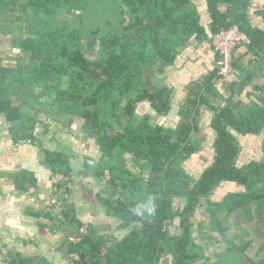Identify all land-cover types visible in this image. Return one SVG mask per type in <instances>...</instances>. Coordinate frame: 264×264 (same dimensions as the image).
Returning <instances> with one entry per match:
<instances>
[{"label":"trees","instance_id":"obj_1","mask_svg":"<svg viewBox=\"0 0 264 264\" xmlns=\"http://www.w3.org/2000/svg\"><path fill=\"white\" fill-rule=\"evenodd\" d=\"M103 2L115 12L107 24L89 27L88 16H76L101 13ZM201 2L0 0V42L8 39L10 49L19 51L11 56L0 47V116L13 144L38 147L42 165L57 179L55 194L67 204L61 210L55 203L44 212L29 213L46 219L39 222L40 229L60 235L58 251L73 264H217L209 246L194 236L193 218L206 201L207 231L219 235L228 253L264 264V157L239 166L242 147L235 136H264V98L261 105L245 106L234 103V95L222 96L220 66L187 85L176 128L138 116L144 104L159 115L169 114L175 91L159 83L158 75L193 45L206 42L216 52V36L236 26L251 39L246 46L264 55V30L251 24L252 0ZM203 7L212 21L209 29L202 24ZM233 67L240 68L235 62ZM203 106L214 112V157L193 178L184 165L204 149L199 127ZM77 121H83L85 136L101 153L97 161H84L87 173L103 187L90 210L102 207L116 219L117 229L127 231L120 240L107 234L110 224L83 221L70 199L73 155L66 147L45 148L38 136L39 125L70 130ZM6 175L20 193L31 194L38 187L31 171ZM224 184L236 191L211 201ZM148 199L154 214L137 215L133 209ZM255 244L258 256L253 257ZM2 257L3 264H51L46 257L11 248Z\"/></svg>","mask_w":264,"mask_h":264},{"label":"rangeland","instance_id":"obj_2","mask_svg":"<svg viewBox=\"0 0 264 264\" xmlns=\"http://www.w3.org/2000/svg\"><path fill=\"white\" fill-rule=\"evenodd\" d=\"M95 5L96 3L91 7H94ZM99 6H101V9L99 10L101 11V13L99 14L91 11L89 15L78 13V15L76 16H80V18L84 17V19L86 18V16H88L87 18L89 27H97L100 24H107L108 22L112 21L113 16H115V12L109 8V5L103 2L99 4ZM203 24L205 23L203 22ZM7 40H5V44L0 42V47L9 55L15 56L19 51L11 50L9 47L10 43L8 44ZM93 50L94 49H90L89 52ZM182 60L183 59L181 58L179 59V65L174 67L172 71V79L174 81L176 72L182 73L183 71H186L185 67L188 65V63H186L185 65L184 63L188 60ZM166 76L167 72L164 74H159V83L167 85L168 80L166 79ZM197 78L198 76L195 74L193 75L192 79L188 78L186 79V81H183V84H187L191 80ZM181 82L182 80L179 78L180 85L179 90L176 93V95L178 96L174 99V106L172 109L173 111L170 117H174V115L176 117L178 109H181L183 107L181 105L184 102L185 96L183 94L184 92L182 90ZM146 111L147 109H145V113ZM211 119L212 113L205 110L201 118V128L202 136H205V140L206 137L208 138V140L204 142V146L205 151L209 154H212L213 152V138L212 135L209 136V134L212 133L210 127ZM157 122L162 125L167 124L168 126H172V123L170 121H166L165 119H159ZM82 124L83 121H77L75 127L70 130L55 124L54 126L49 128V130H46L45 125H39L37 127V133L41 138L43 146L45 148L55 150L60 149L61 147H66L73 155L75 175L74 184L71 186L72 194L70 195V199L72 200V202H75L76 208L81 213L80 215L83 221L92 222L95 224H110L111 229L106 231L107 234L113 240H120L127 234V231L117 229L116 219L108 217L102 207H97L94 211L90 210V206H93V203L96 201L95 194L101 191L103 187L90 174L87 173L84 161L86 157L92 158L97 161L99 160L101 153L95 145L94 140L89 139L87 136H85L82 130ZM238 136L239 135H237V138ZM238 140L240 141L242 146V152L239 158V166L248 164L251 161L263 160V136H239ZM38 150V147L32 146L28 143L20 144L18 146L14 145L12 142V138L9 135V125L3 118L0 119V172L4 171L7 173H15L20 171L21 168L27 169L34 172L38 177L39 182L41 183V190L39 195L30 196L26 194L22 196L21 194L19 195L18 193H15V191H3L2 193H0V249L4 248L5 245H8L9 248L21 251L25 255L45 256L53 264H73L72 261L64 258L62 253L58 252V246L61 242L60 235H53L48 229H40L38 225L39 221L27 215V211L29 210L39 212L55 203L58 206V210H61L62 207L67 204V200L65 201V199H62V201H59V197L55 195V188H53V183L57 179H52L50 171H48L41 165V156L39 155ZM202 154L203 153L199 154L196 158L190 159L184 165V171L193 178H198L200 175H202L205 169L212 164V160L210 159V157L207 158V160H204ZM5 182H9V179L0 180V186L2 185V183L3 185H5ZM228 189L230 188H223V190L225 191H227ZM217 192L211 198V201H222V199L224 198L222 194L224 192ZM231 193H234V191ZM208 205L209 204L207 201L204 202L196 216L193 218L195 227L194 236L196 237L197 241L204 246H209L210 252L213 253V260L214 262H218L217 264H250L238 252L228 253L225 243L221 241V239H217L220 238L219 235L217 233H209L207 231L206 228L210 225L209 217L206 213ZM252 215L251 218H254L255 216L253 217ZM40 222L43 223L45 222V220H40ZM178 222L179 221L177 220V225ZM233 231H235L234 228ZM29 241H33V244H27V242ZM257 246L258 245L255 244V246L250 249V255L253 257L258 256ZM3 251L6 252L7 249H3ZM224 254L228 255L225 257L224 261H221L223 260L222 256ZM0 264H3V260L1 258Z\"/></svg>","mask_w":264,"mask_h":264},{"label":"crops","instance_id":"obj_3","mask_svg":"<svg viewBox=\"0 0 264 264\" xmlns=\"http://www.w3.org/2000/svg\"><path fill=\"white\" fill-rule=\"evenodd\" d=\"M203 3H204V0H202V5H203ZM202 11H203L202 24L204 22L205 24H203V25L205 27H207V29H209L208 27H209V25L211 24L212 21L207 16V14L205 12V7L202 8ZM250 15H251V24L253 25V27L254 28H258L260 30H264V0H252V5H251V9H250ZM1 43H0V45H1ZM180 58L183 59L182 61L188 60V61H186L184 63V65L186 63H188V65L185 67L186 71H183L182 73H179V72L175 73L176 77H175V81H174L172 79V74H173L172 71H173L174 67L179 65L178 62H179ZM233 62H235L240 68L237 71L234 68V72H233V74L230 77H228L226 79H221L220 81L217 82L219 92L225 98H228V97L234 95V99H233L234 103L242 102L245 106H248V105H251V104L261 105L260 99L264 98V90L262 91V89H261V88L264 89V55L258 56L255 53V51L252 52L250 50V48H248V46H240L234 52ZM220 66H221V60L219 59V56L216 54V52L214 51V49H213L211 44L205 42V43L201 44L200 47H198V48H196L194 45L189 47V49L186 50L178 58V60L176 62V65L173 66V67H168L167 70H166V72H167L166 79L168 80L167 86L169 88H171V89H174V91H175V94L173 96L172 109H173V106H174V99H175V97L178 96V95H176V93L179 90V85H180L179 78L182 80L181 85H182V90L184 92L183 94L185 96L184 97V102H183V104H184L185 103V98L188 95L187 85H189L190 83L197 82V81L201 80L203 77H205L206 75L210 74L215 69H218ZM195 74L198 76L197 79H193L190 82H188L187 84L186 83L183 84V81H186V79H188V78L192 79L193 75H195ZM171 84H172V86H171ZM183 104L181 106H183ZM145 109H147L146 113H145ZM172 109L169 112V114H167L166 116H162V115H159L158 113H156L151 108V106H149L148 104H144L143 106L139 107L138 116H139V118L150 117V121L152 123H156V124H159V125H162V124H160L157 121L159 119H165L168 122L170 121L172 123L171 124L172 126H168L167 124L162 125V126L174 129L180 123V120H181L180 110L181 109L180 108L178 109L176 117H175V115H174V117L173 116L170 117V115H171V113L173 111ZM205 110L209 111L210 113H212V119H211V122H210V127H211V130H212V133H210L209 136L212 135V138H213L212 139L213 140V146H212V151L213 152H212V154L207 153L205 151V146H204V149L202 150L201 153H203L202 157H203L204 160L209 158V157L212 160V158L214 157V143H215V140H216V133H215V131L212 128V121L214 119V112H212L211 109H209L206 106H203L201 108V116L199 118L200 137L204 139V142L206 140H208L207 137H206V140H205V136L204 137L202 136V128H201V118H202L203 112ZM153 117H155L157 121ZM1 118H3L5 120L4 117L0 116V119ZM237 135H239L241 137H244V136H242V135H240L238 133H237ZM237 135L235 133L236 138H237ZM239 136H238L237 139H239ZM251 136L254 137V135H251ZM261 136H263V135H261ZM256 137H258V136H256ZM209 139H211V138H209ZM18 145H20V144H18ZM18 145H16V146H18ZM262 152H263V144H262ZM38 153H39V150H38ZM263 154H264V152H263ZM40 163H41V158H40ZM41 165H42V163H41ZM20 170L30 171V170L22 169V168ZM8 173H10V172H8ZM8 173L4 172V171L0 172V180L9 179V182H5L4 183L5 185H3V183H2V185L0 186V193H2L3 191H15V193H18L19 195L20 194L22 196L26 195V194L20 193L19 191L16 190V187H15V184H14V180L9 178L6 175ZM35 176H36V174H35ZM36 178L38 180L37 189L34 190L31 194H27V195H30V196L39 195L40 190H41V183L39 182V179H38L37 176H36ZM226 187H228L230 189H228L227 191L223 190V188H226ZM53 188H54V184H53ZM233 191H236V190H235V188L233 187L232 184H224V185H222L220 188H218L214 192L213 196L215 195L216 192L217 193L224 192L222 194V196H224V198H225L226 195L229 192H233ZM208 207H209V205H208ZM47 209L48 208H45L42 211H39V213L40 212H44ZM31 211L32 212H37V211H34V210H29V211H27V215L32 217V218H34V219H36V220H38L40 222V219H37L36 217L32 216L31 213H29ZM42 220H45V222H46V219L42 218L41 221ZM39 222H38V225H39ZM52 234L53 235H57V234H54V233H52ZM27 244H33V241H29V242H27ZM8 248H9L8 245H5L4 248L0 249V258L2 260H3L2 254H5L3 249H7L8 250ZM11 249H13V248H11ZM31 256H37V257H40V258L45 257V256H40V255H31ZM51 264H53V263L51 262Z\"/></svg>","mask_w":264,"mask_h":264},{"label":"built area","instance_id":"obj_4","mask_svg":"<svg viewBox=\"0 0 264 264\" xmlns=\"http://www.w3.org/2000/svg\"><path fill=\"white\" fill-rule=\"evenodd\" d=\"M250 44L251 39L249 36L241 32L236 26L216 36L214 46L216 52H218L221 57V69L219 76L222 79L230 77L234 72L233 56L235 50L240 46Z\"/></svg>","mask_w":264,"mask_h":264},{"label":"clouds","instance_id":"obj_5","mask_svg":"<svg viewBox=\"0 0 264 264\" xmlns=\"http://www.w3.org/2000/svg\"><path fill=\"white\" fill-rule=\"evenodd\" d=\"M133 211L139 215L141 213L152 215L155 212V205L152 203L150 199L146 200L144 203L139 204Z\"/></svg>","mask_w":264,"mask_h":264}]
</instances>
